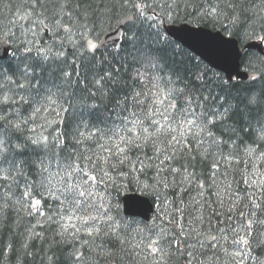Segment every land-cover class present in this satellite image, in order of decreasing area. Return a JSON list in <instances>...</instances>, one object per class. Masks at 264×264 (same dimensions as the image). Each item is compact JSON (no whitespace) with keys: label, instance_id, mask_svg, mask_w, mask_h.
<instances>
[{"label":"snow or ice","instance_id":"1","mask_svg":"<svg viewBox=\"0 0 264 264\" xmlns=\"http://www.w3.org/2000/svg\"><path fill=\"white\" fill-rule=\"evenodd\" d=\"M85 3L86 7L78 9V4ZM178 9L179 4L175 9L165 4L159 10L161 15L154 16L149 23L153 30L146 35L125 31L120 36L124 28L113 0H101L100 4L95 0H0V33L4 34L0 43L6 46L7 53H13L8 66L0 64V189L3 190L0 191V213L3 214L0 218L6 220L9 211L16 212L18 218L25 213L41 226H57L53 230L63 237V222L71 214L80 219L75 226L77 230L90 238L84 241L86 245L98 246L97 238L103 241L100 234L110 230L107 240L125 251L132 244L130 226L113 210L115 197L108 187L111 183L117 194L119 187L110 177L115 176L122 183L121 174L132 177L142 171L143 175L136 182L138 189L154 195L159 200L162 215L170 218L169 225L162 221L145 225L148 235H142L137 242L142 254L167 253L174 264H216L218 259L234 257L253 260L249 249L254 245L264 246V239H259L254 231L250 234L253 226L250 216L246 217L249 224L240 221L239 230L231 224L213 228L212 220L220 215L227 217L228 213L219 208L210 209V205L216 203L222 207V197L230 195L228 189L232 181L229 177L234 180L241 176L247 177L244 183L252 208L264 209V201L257 203L256 194V187H264V184L253 180L252 173L242 172L240 167V163H245L242 146L248 157L264 154V97L254 103L248 99L233 102L235 98L214 93L203 76L192 73L194 79L182 82L179 90L152 115L142 109L121 116L122 112H128L129 106L135 109L136 104L134 98L131 105L128 103L135 81L128 71L127 58L120 57L122 48L142 45L149 56L163 60L170 44L155 20L171 19L168 13L178 14ZM209 14H214L215 22H227L234 31L264 33V15L253 10L247 0H218L202 18ZM113 24L118 39L111 48L119 59L115 62L101 59L97 64L98 45L89 41L87 51L92 55L85 73L69 71L66 43L75 36L80 41L76 50L80 51L88 35L100 33ZM229 27L224 30L228 31ZM45 40L48 42L44 43ZM183 72V68L177 67L173 74L183 81ZM260 81L264 82V71ZM57 92L63 101L61 109L69 112L72 119L73 127L65 133L72 140H78L76 133L82 125L87 127L92 122L93 114L96 124L102 125L97 127L99 135L74 153L61 146L59 135H44L43 131L31 127L37 124L41 129L46 128L45 124H39L40 116ZM109 107L111 112L107 111ZM196 109H202L199 116ZM210 116L216 119L211 121ZM165 119L167 124L162 123ZM117 120L120 123H116ZM253 122L261 127L254 128ZM180 128L183 130L177 132ZM245 129L249 131L245 133ZM189 132L194 141H199L203 156L211 160L216 169L194 179L193 173L176 163L184 157L182 137ZM115 136H119V141L114 143ZM245 140L258 145L259 151L248 146ZM57 148L59 155L54 151ZM25 153L36 154L37 159L25 158ZM73 155L80 161L75 167ZM52 163L57 165L58 171L51 170ZM37 164L39 169L29 177L26 167ZM245 166L254 168L255 164L248 159ZM33 192L42 197L46 195L53 203L42 208L40 199L33 202ZM231 199L235 201L239 196L232 195ZM178 214L182 223L177 219ZM173 223H179L178 230L170 226ZM29 225L32 236L37 235L32 221ZM228 239L233 251L222 255L221 249L226 245L221 242ZM104 250L102 247L101 251ZM73 259L82 264L86 257L74 255ZM257 264H264V259L257 257Z\"/></svg>","mask_w":264,"mask_h":264},{"label":"trees","instance_id":"2","mask_svg":"<svg viewBox=\"0 0 264 264\" xmlns=\"http://www.w3.org/2000/svg\"><path fill=\"white\" fill-rule=\"evenodd\" d=\"M113 2L116 4L117 11L121 13V20L128 16H133L134 18L132 23L125 27L124 32L137 33L142 36L146 35L153 30L149 28V23H152L154 19L153 15H161V11L159 10L163 9L165 4H168L173 9L179 4L178 14H174V12L170 11L168 15L172 18L164 21L166 24L188 23L193 26H202L214 31H220L225 36L236 39L241 47L248 41L261 39L260 36H264V33L253 35L251 33L242 32L239 29L234 31L229 27L227 22L223 24L215 22L214 14H209L207 18H202L205 16V13L209 12V9L213 5L218 3V0H123V7H121V0H113ZM95 3L100 4L101 0H95ZM247 3L253 10L264 15V0H247ZM82 6L86 7V3L77 5L78 9ZM144 17H147V20H144ZM185 17H187V19H185ZM155 25H159V31L163 32L161 27L162 21L155 20ZM225 27H229V30L225 31ZM114 28H116L115 24H113L112 27H105L100 33L88 35L84 41L85 47L84 49H80V51L76 50L79 47L80 41L73 36L70 42L65 45L66 59L69 65L68 70H75L76 73L83 75L92 55L87 51L89 41L98 44L101 37ZM42 35L47 36L45 33H42ZM164 37H166L169 42L170 49L168 55L163 60H158L154 56H149L147 50L142 45L136 48L125 45L122 48L120 57L127 58L128 71L131 73L132 80L135 81L129 93L128 103L131 105V101L134 98L136 104L135 109L129 106L128 112H122L121 116H129L134 110L142 109H146L148 114L152 115L154 110L163 107V105L179 90L182 82L194 79L192 73L203 76L205 80L212 85L214 93L235 98L233 102H246L249 95L253 92H258L259 98L264 97V82L260 81L261 72L264 71V61L258 54L247 51L242 53L241 67L244 71L254 76L251 82H229L221 73L212 70L180 44L176 43L165 34ZM2 39H4V34L0 33V40ZM262 40L264 41V39ZM47 42V40L44 41V43ZM11 55H13L12 52ZM95 59L96 63L99 64L101 59H111L115 62L119 57H115V50L110 47L104 50L99 49ZM9 63V58L0 61V64L4 66H8ZM177 67L184 69L183 81L178 80L173 74L174 69ZM137 69L139 70L138 77ZM42 75H46V73H42ZM58 97L59 93L57 92L56 95L50 98L40 116L39 124H45L46 128L41 129L37 124L31 125V127L37 128L38 132L43 131L44 135H48L49 133L59 135L61 138V146L67 148L69 153H74L75 149L81 148L82 144L92 142L93 139L99 135L97 127L102 125L96 124V117L93 114L92 122L88 123L87 127L82 125L76 133L78 140H72L70 136L65 134L73 127L72 119H70L69 112L61 109L60 105L63 101ZM173 103L178 105L176 101H173ZM64 108L67 109L68 105L65 104ZM121 108H123V105H121ZM107 111L111 112V107H109ZM116 111L120 112V109ZM172 111H175V109L173 108ZM201 111L202 109H196L197 116H199ZM208 119L214 121L216 118L210 116ZM116 123H120V121L117 120ZM162 123L167 124L168 121L165 119ZM253 127L259 129L261 124L253 122ZM182 130L183 128H180L177 132ZM248 131V129H245V133ZM257 134H259V132H257ZM241 139H245L243 134H241ZM117 141H119V136L113 137V142L115 143ZM182 142L184 144V157L176 161L177 166L182 164L186 171L194 174L193 179L195 176H203L209 171L216 170L211 160L205 158L201 153L199 141H194L192 139L191 132L182 137ZM245 143L250 147L257 148V151H259L258 145H252L250 141L247 140H245ZM54 151L57 155L60 154L59 148L54 149ZM241 152L245 156V163L248 159H251L255 164L253 168L251 166L246 167L245 163H240L242 172L250 171L253 180L264 184V154L248 157L243 146L241 147ZM24 157L37 159V155L31 153H25ZM72 159L74 167L76 164L80 163L75 155H73ZM48 163L49 161H45V164ZM39 167V164L34 167H26L25 172L31 177V174L35 170H38ZM51 170L55 172L59 169L55 163H52ZM142 175V171L134 173L132 177L121 174L119 181H122V183L118 182L117 177H110V180L117 182V186L119 187L118 194L113 191L111 183L108 187V190L112 191L115 197L114 200H112L113 210L115 213H118L120 219L130 226L132 244L127 250L121 251L119 246L107 240V231L110 230H106L105 233L100 234L104 239L101 241L97 238L98 246L92 247L86 245L84 241L90 238L87 237L82 230H77L75 226L80 223V219L78 217H72L71 214H69L63 222L65 227L62 229L63 237H61L58 232L53 230L57 226H53V228H48L47 225L41 226V224L36 223L32 217L27 216L25 213H21L20 218H18L16 212L9 211L6 220L0 218V264H77V261L73 259L74 255L86 257L82 264H174L173 261L169 260L167 253H155L145 256L138 250L140 246L137 242L141 239L142 235H148L145 230V225L159 224L161 221L164 225H169L170 220L169 217H164L162 215L161 205L154 195L138 189L136 182ZM246 178L247 177L236 176L233 180L232 177H229V180L232 181L228 189L230 195L222 197L223 206L219 207L216 203L210 205V209L219 208V211L227 212V217L223 215L216 216V218L212 220V227L217 228L222 224H231L234 228L239 230L240 221L243 220L245 224H249L250 221L246 219V217L250 216L253 225L249 230L250 234L254 231L259 239H264V223H261V221H264V209L252 208L250 198L247 196L248 189L244 183V179ZM17 179H22V177L17 176ZM200 182L203 183V180ZM0 191L3 190L0 189ZM130 192H137L145 195L154 204V211L149 222H143L136 218H127L123 215L121 197ZM256 194L258 197L257 203L264 201V187H256ZM232 195L239 196V199L232 201ZM36 199L41 200L42 208L45 204L51 205L53 203L46 195L42 197L38 192H33V202H35ZM213 199H215V197H213ZM2 215L3 214L0 213V217H2ZM213 215L215 216V213H213ZM177 219L182 223L179 214ZM29 221H32V224L35 225V232L37 234L35 236H32ZM170 226L178 230L180 225L179 223H173ZM241 235H243L242 231ZM30 236L31 239H29ZM221 243L226 245L225 248L221 249L222 255L232 253L233 248L230 239L222 241ZM102 247L106 250L101 251ZM181 249H183V245H181ZM249 251L253 257L252 261L247 260V258L240 260L239 257H234L231 260L218 259L216 264H257V257L264 259V246L254 245Z\"/></svg>","mask_w":264,"mask_h":264},{"label":"water","instance_id":"3","mask_svg":"<svg viewBox=\"0 0 264 264\" xmlns=\"http://www.w3.org/2000/svg\"><path fill=\"white\" fill-rule=\"evenodd\" d=\"M132 21L128 18L122 22V27ZM164 32L174 41L180 43L187 50L195 54L211 68L224 74L228 81L250 82L252 75L241 70V50L237 41L226 37L220 32H214L203 27H194L189 24L163 25ZM123 31L119 33L122 36ZM118 39L116 29L107 33L101 40L100 46L106 48ZM226 42V44H225ZM227 50V55H225ZM243 50L258 53L264 60V44L262 40L250 41ZM6 46L0 43V59H7ZM123 213L126 216L139 217L144 221L149 219L153 211L152 203L138 194H127L122 197Z\"/></svg>","mask_w":264,"mask_h":264},{"label":"clouds","instance_id":"4","mask_svg":"<svg viewBox=\"0 0 264 264\" xmlns=\"http://www.w3.org/2000/svg\"><path fill=\"white\" fill-rule=\"evenodd\" d=\"M259 99V93L258 92H253L252 94L249 95L248 100L250 103H254Z\"/></svg>","mask_w":264,"mask_h":264}]
</instances>
